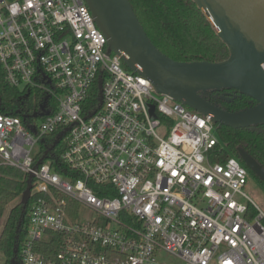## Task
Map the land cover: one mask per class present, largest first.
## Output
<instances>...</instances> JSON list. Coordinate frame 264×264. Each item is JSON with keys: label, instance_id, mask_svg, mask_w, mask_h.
Here are the masks:
<instances>
[{"label": "built area", "instance_id": "built-area-1", "mask_svg": "<svg viewBox=\"0 0 264 264\" xmlns=\"http://www.w3.org/2000/svg\"><path fill=\"white\" fill-rule=\"evenodd\" d=\"M0 62L12 86L43 93L26 118L0 112V159L31 178L22 264H264L247 168L218 161L210 116L108 53L86 0H0ZM61 133L64 175L49 156Z\"/></svg>", "mask_w": 264, "mask_h": 264}, {"label": "trees", "instance_id": "trees-1", "mask_svg": "<svg viewBox=\"0 0 264 264\" xmlns=\"http://www.w3.org/2000/svg\"><path fill=\"white\" fill-rule=\"evenodd\" d=\"M128 1L151 42L170 58L186 62H223L231 57V46L219 36L213 22L195 0ZM95 90L99 98L98 84ZM200 94L230 112H240L259 103L234 88L205 90ZM42 96L43 93L34 94L33 91L25 95L20 88L12 86L0 62V112L26 118L36 110ZM52 103L56 106L55 100ZM215 125L220 137L216 147L218 161L236 157L264 187V180L249 167L242 155H250L264 169V123L241 128ZM57 137L48 138L49 148L52 147L49 156L53 158L56 171L64 175L68 174V169L60 156L65 141L61 138L55 143ZM27 187V175L0 159V219L5 217L0 230V251L6 257L3 264H22L21 250L27 238L33 203V197L27 203L23 200ZM52 236L56 239L59 234L51 233ZM54 241L44 240L40 245L41 252L49 258L59 251V244Z\"/></svg>", "mask_w": 264, "mask_h": 264}, {"label": "water", "instance_id": "water-1", "mask_svg": "<svg viewBox=\"0 0 264 264\" xmlns=\"http://www.w3.org/2000/svg\"><path fill=\"white\" fill-rule=\"evenodd\" d=\"M108 39V53L122 55L133 71L149 78L156 91L210 116L215 123L234 128L264 123V0H195L219 36L232 48L223 62L177 61L151 42L128 0H86ZM234 88L259 103L240 112L227 111L200 92ZM63 137L59 134L55 143ZM243 158L264 180V169L248 154ZM31 178L24 193L31 194Z\"/></svg>", "mask_w": 264, "mask_h": 264}, {"label": "rangeland", "instance_id": "rangeland-1", "mask_svg": "<svg viewBox=\"0 0 264 264\" xmlns=\"http://www.w3.org/2000/svg\"><path fill=\"white\" fill-rule=\"evenodd\" d=\"M36 122L39 123V120L36 119ZM244 191L257 204V206H259V208L264 212V187L252 175L248 176V181L244 187ZM4 220H5V217L0 219V230L3 226ZM161 259L163 261L165 260L168 262L175 260V258H172L170 255H167V254H163ZM5 261H6V257L4 253L0 251V264H3Z\"/></svg>", "mask_w": 264, "mask_h": 264}, {"label": "flooded vegetation", "instance_id": "flooded-vegetation-1", "mask_svg": "<svg viewBox=\"0 0 264 264\" xmlns=\"http://www.w3.org/2000/svg\"><path fill=\"white\" fill-rule=\"evenodd\" d=\"M215 123V122H214ZM216 132H217V136H218V139H219V142H220V137H219V134H218V126L216 125ZM250 175V174H249Z\"/></svg>", "mask_w": 264, "mask_h": 264}]
</instances>
